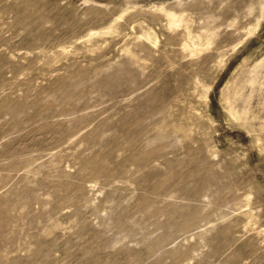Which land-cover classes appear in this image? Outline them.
Wrapping results in <instances>:
<instances>
[{"label": "rangeland", "instance_id": "rangeland-1", "mask_svg": "<svg viewBox=\"0 0 264 264\" xmlns=\"http://www.w3.org/2000/svg\"><path fill=\"white\" fill-rule=\"evenodd\" d=\"M0 264H264V0H0Z\"/></svg>", "mask_w": 264, "mask_h": 264}]
</instances>
